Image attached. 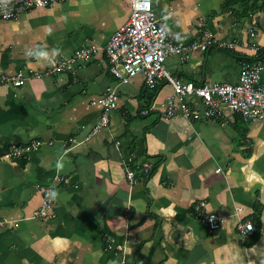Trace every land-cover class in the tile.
<instances>
[{
    "label": "crops",
    "instance_id": "0c3cea01",
    "mask_svg": "<svg viewBox=\"0 0 264 264\" xmlns=\"http://www.w3.org/2000/svg\"><path fill=\"white\" fill-rule=\"evenodd\" d=\"M161 4L152 8L170 33L189 40L208 32L217 42L169 69L182 82L234 84L241 58L256 56L251 46L264 50V0ZM129 13L128 0H67L0 18V76L46 71L81 46L100 48L70 69L0 84V155L43 142L26 159L0 161V264H264V119H165L170 85L155 101L141 75L117 85L101 49ZM83 19L100 31L80 30ZM226 42L237 48L218 46ZM108 86H117V106L88 137L101 109L93 101ZM45 189L51 215L36 218ZM201 202L218 216L217 230L202 220ZM245 221L255 230L243 240Z\"/></svg>",
    "mask_w": 264,
    "mask_h": 264
},
{
    "label": "built area",
    "instance_id": "2783aa9c",
    "mask_svg": "<svg viewBox=\"0 0 264 264\" xmlns=\"http://www.w3.org/2000/svg\"><path fill=\"white\" fill-rule=\"evenodd\" d=\"M67 0H20L17 3H1L0 18L11 20L20 14L35 8L50 7ZM130 13L127 21L116 29L109 37L102 51H104L109 71L117 81V85L128 84L133 78L141 75L144 84L150 90L156 91L168 84L172 93L162 103V117L165 119L183 118L189 122L206 119L226 120L231 115H239L245 122H259L264 119V50L258 45H252L256 56L254 58L242 57L238 81L231 83L182 82L172 76L165 69L163 63L169 56H177L180 63L189 60L194 51H207L216 46L217 42L211 34L204 32L199 38L184 40L177 34L170 33L160 18L155 15L151 0H128ZM254 36V31H250ZM227 50H235V42L218 44ZM100 48L87 44L76 49L70 57L56 59L46 71L28 69L14 75H1L0 84L11 83L18 87L26 79L41 78L54 72L70 69L72 64L79 60H86L98 54ZM117 86H108L104 93L93 101L100 105L99 120L89 137L97 130L109 123V116L117 106ZM153 101V102H154ZM154 105V103H153ZM144 109L145 115L150 111ZM43 145L40 140H31L25 144H12L0 155V161H18L26 159L32 152ZM150 169L144 165L141 173L147 175ZM219 171V170H218ZM126 177L130 184L137 182V172L128 165L125 167ZM64 179L60 177V181ZM53 194L50 189L43 192L42 204L34 212L36 218H48L51 215ZM202 220L209 231H215L220 226L218 216L205 208L201 202L197 208ZM241 238L244 240L251 235L254 224L245 221L238 225ZM111 248V245L108 246ZM121 248V247H117Z\"/></svg>",
    "mask_w": 264,
    "mask_h": 264
},
{
    "label": "rangeland",
    "instance_id": "374dc122",
    "mask_svg": "<svg viewBox=\"0 0 264 264\" xmlns=\"http://www.w3.org/2000/svg\"><path fill=\"white\" fill-rule=\"evenodd\" d=\"M156 1H161V2H162L161 5H167V4H169L170 2H174L175 0H170L169 3H167L168 0H151L152 4L155 3ZM179 1H181V0H179ZM176 3L180 4L181 2H176ZM198 3H199V2H198ZM203 6H205V4H203ZM199 16H200V14L198 15V17H199ZM85 17H87V16H85ZM196 21H197V22H202L201 19H199V18H197ZM76 23H77V25H79V29L82 30V31H83V28H86V27H90V28H95V27H96L95 24L92 23V21H90L89 23H87V21H86L85 19H83L82 22L77 21ZM95 29H96V28H95ZM96 30H97V31H100L99 29H96ZM103 31H104V29H103ZM84 32H85V31H84ZM212 50H216V49L212 48ZM217 51H220V50H217ZM232 58L234 59V57H232ZM234 60H235V59H234ZM163 65H164L165 69H166L168 72H170L169 69H171V67H173V66H179V67L181 66V64H180L179 59H178L177 56H175V57H173V56H169V57L164 61ZM231 82H233V81H231ZM148 92L150 93L151 97H154V95H155V93H156L155 90H150V91H148ZM148 105H149V104H148ZM88 137H89V136H88Z\"/></svg>",
    "mask_w": 264,
    "mask_h": 264
},
{
    "label": "trees",
    "instance_id": "16d2710c",
    "mask_svg": "<svg viewBox=\"0 0 264 264\" xmlns=\"http://www.w3.org/2000/svg\"><path fill=\"white\" fill-rule=\"evenodd\" d=\"M237 1H239V0H224V4L230 5V4L236 3Z\"/></svg>",
    "mask_w": 264,
    "mask_h": 264
},
{
    "label": "clouds",
    "instance_id": "9594fccd",
    "mask_svg": "<svg viewBox=\"0 0 264 264\" xmlns=\"http://www.w3.org/2000/svg\"><path fill=\"white\" fill-rule=\"evenodd\" d=\"M61 167H62V165H61Z\"/></svg>",
    "mask_w": 264,
    "mask_h": 264
}]
</instances>
